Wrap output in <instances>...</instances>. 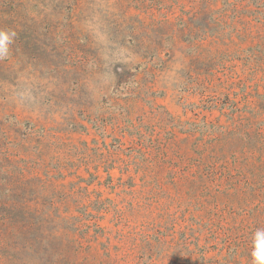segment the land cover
<instances>
[{"label": "rangeland", "instance_id": "374dc122", "mask_svg": "<svg viewBox=\"0 0 264 264\" xmlns=\"http://www.w3.org/2000/svg\"><path fill=\"white\" fill-rule=\"evenodd\" d=\"M0 30V264H252L264 0H0Z\"/></svg>", "mask_w": 264, "mask_h": 264}, {"label": "clouds", "instance_id": "9594fccd", "mask_svg": "<svg viewBox=\"0 0 264 264\" xmlns=\"http://www.w3.org/2000/svg\"><path fill=\"white\" fill-rule=\"evenodd\" d=\"M14 37V32L0 30V58L8 55L9 46L13 42ZM250 255L252 264H264V228H257L252 233Z\"/></svg>", "mask_w": 264, "mask_h": 264}, {"label": "trees", "instance_id": "16d2710c", "mask_svg": "<svg viewBox=\"0 0 264 264\" xmlns=\"http://www.w3.org/2000/svg\"><path fill=\"white\" fill-rule=\"evenodd\" d=\"M38 259H40V262H42L44 260V257L40 258V256H38Z\"/></svg>", "mask_w": 264, "mask_h": 264}]
</instances>
